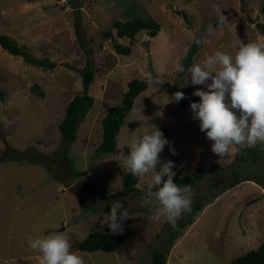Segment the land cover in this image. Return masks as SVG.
<instances>
[{
	"label": "rangeland",
	"instance_id": "rangeland-1",
	"mask_svg": "<svg viewBox=\"0 0 264 264\" xmlns=\"http://www.w3.org/2000/svg\"><path fill=\"white\" fill-rule=\"evenodd\" d=\"M263 3L0 0V35L57 63L54 69L33 66L0 44V264H38L29 241L65 229L85 264H154L156 252L167 254V264H233L235 257L263 243L264 146L257 144L244 159L236 153L220 159L191 108L171 100L188 75L179 66L195 39L204 42L193 64L216 51L234 56L241 40H264ZM150 16L161 25L156 36L146 29L134 41L116 36L115 20ZM108 31L118 42L131 44L132 53H117ZM90 58L96 71L90 87L94 103L77 138L68 143L59 125L68 102L83 89L82 68ZM134 78L146 80L148 88L135 99L117 134V151L99 156L95 148L102 141L103 116L121 102ZM185 86L207 91L206 85H193L190 76ZM156 126L166 129L169 145L160 155L162 161L175 162V176L203 169L189 184L192 210H198L192 224H187L189 213L173 226L155 219L156 207L141 206L152 172L140 176L137 191L129 195L101 199L94 192L122 189L131 172L124 163L132 139ZM214 164L220 169L209 170ZM117 199L124 200L130 215L123 222V244L113 252L81 250L89 233L110 231L105 222L110 202Z\"/></svg>",
	"mask_w": 264,
	"mask_h": 264
},
{
	"label": "clouds",
	"instance_id": "clouds-1",
	"mask_svg": "<svg viewBox=\"0 0 264 264\" xmlns=\"http://www.w3.org/2000/svg\"><path fill=\"white\" fill-rule=\"evenodd\" d=\"M203 42V38L194 40L197 45ZM179 71L184 73L185 67L180 65ZM187 73L182 86L188 83L189 76L193 85L207 86V91L197 88L193 92L200 101H193L190 108L192 118L200 122V130L213 142V153L221 159L246 146H264V40L247 43L241 40L234 56L216 51L202 63L187 68ZM184 98L185 93L177 91L171 100L178 103ZM166 145L169 141L157 126L133 138L124 167L134 176L154 173L141 198V206L156 207L155 219L163 218L175 226L182 214L192 211L194 193L189 185L182 188L174 182L175 162L162 161L160 155ZM172 152L176 154L174 149ZM110 203L111 211L105 223L113 234L122 233L123 222L130 215L123 199ZM29 246L39 254L38 264H85L82 256L72 250L68 229L30 240Z\"/></svg>",
	"mask_w": 264,
	"mask_h": 264
},
{
	"label": "trees",
	"instance_id": "trees-1",
	"mask_svg": "<svg viewBox=\"0 0 264 264\" xmlns=\"http://www.w3.org/2000/svg\"><path fill=\"white\" fill-rule=\"evenodd\" d=\"M80 2L81 0H76ZM262 11L264 12V3L262 5ZM113 28L116 31V36L120 38H128L134 41L136 35L146 29L148 34L152 37L156 36L161 25L153 17L146 18H133L131 20H121L117 19L113 22ZM108 36L112 38L113 46L117 53L129 55L132 53L131 44H122L116 40V36L112 31H108ZM1 46L13 55H19L24 58V60L37 67H42L44 69H54L57 67V63L52 61L48 57L39 58L32 54L26 46L18 45L13 38L8 35H0ZM198 45H191L185 56L183 57V66L185 67V72L187 73V68L193 64L194 56L198 51ZM91 53V52H90ZM96 71L92 64L91 58L88 59L86 65L82 68L83 77V89L81 92L75 94L72 99L68 102L65 109V115L61 121L59 127L63 138L71 143L75 141L78 134V129L80 124L84 120V117L88 113L89 109L93 106L94 96L90 94V87L94 82ZM183 84V82H182ZM178 88L177 91H182L185 93V98L178 102V105L183 108H190L193 101L199 102L200 97L192 95L193 92L190 91L185 85ZM148 88V82L144 79L134 78L128 82V88L123 93L121 102L111 106L102 119V141L95 148L97 154L100 156L109 152H116L118 149L117 134L123 125L127 114L133 108L135 99ZM33 91L38 94H43V92L37 87L33 88ZM246 152L255 153L254 147H244L236 152V158L244 159V154ZM220 169L218 164L212 165L209 170ZM203 169L201 167L197 168L196 174H184L182 176H175L174 182H176L180 187L192 184L196 178L197 173H201ZM140 176H134L131 172H127L124 177L123 187L119 192L109 193L104 187L99 190H94L96 194L102 199H112L118 194L129 195L137 191V184L139 182ZM166 179V178H165ZM232 183V186L236 185ZM155 190V189H154ZM258 199L255 198L253 202ZM201 206V205H200ZM200 206L198 208H200ZM198 210L194 208L189 215L187 224H192L194 218L196 217V212ZM125 237L123 234H113L111 231L105 232H91L82 241L80 247L81 250L86 251H97L104 250L113 252L117 250L124 242ZM154 264H167V254L156 252L153 254ZM233 264H264V242L258 247L247 250L245 253L235 257L232 260Z\"/></svg>",
	"mask_w": 264,
	"mask_h": 264
},
{
	"label": "crops",
	"instance_id": "crops-1",
	"mask_svg": "<svg viewBox=\"0 0 264 264\" xmlns=\"http://www.w3.org/2000/svg\"><path fill=\"white\" fill-rule=\"evenodd\" d=\"M166 131V129H164L162 132L164 133ZM168 134H169V131H168Z\"/></svg>",
	"mask_w": 264,
	"mask_h": 264
}]
</instances>
